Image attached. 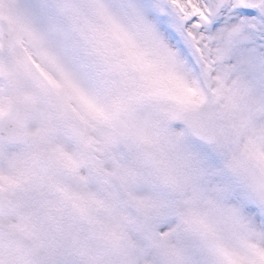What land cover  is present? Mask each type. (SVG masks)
<instances>
[{
  "label": "snow or ice",
  "instance_id": "6c2138e0",
  "mask_svg": "<svg viewBox=\"0 0 264 264\" xmlns=\"http://www.w3.org/2000/svg\"><path fill=\"white\" fill-rule=\"evenodd\" d=\"M0 264H264V0H0Z\"/></svg>",
  "mask_w": 264,
  "mask_h": 264
}]
</instances>
